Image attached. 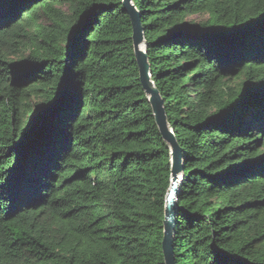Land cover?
<instances>
[{
  "label": "trees",
  "instance_id": "trees-1",
  "mask_svg": "<svg viewBox=\"0 0 264 264\" xmlns=\"http://www.w3.org/2000/svg\"><path fill=\"white\" fill-rule=\"evenodd\" d=\"M183 154L175 264H264V0H132ZM122 0H0V264H165L170 150Z\"/></svg>",
  "mask_w": 264,
  "mask_h": 264
},
{
  "label": "water",
  "instance_id": "water-1",
  "mask_svg": "<svg viewBox=\"0 0 264 264\" xmlns=\"http://www.w3.org/2000/svg\"><path fill=\"white\" fill-rule=\"evenodd\" d=\"M124 12L129 16L132 25V41L135 60L139 70V79L152 115L163 142L170 150L171 183L166 197L163 254L165 264H175L173 256V237L177 198L184 178L183 154L175 135L170 128L164 108V101L151 79V70L144 45V33L140 14L132 4V0H122Z\"/></svg>",
  "mask_w": 264,
  "mask_h": 264
}]
</instances>
